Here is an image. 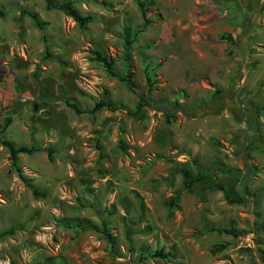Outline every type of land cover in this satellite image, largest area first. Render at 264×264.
<instances>
[{
	"label": "rangeland",
	"instance_id": "obj_1",
	"mask_svg": "<svg viewBox=\"0 0 264 264\" xmlns=\"http://www.w3.org/2000/svg\"><path fill=\"white\" fill-rule=\"evenodd\" d=\"M69 1L92 21L0 0V138L38 148L17 156L25 183L0 145V264H264V0ZM125 39L136 84L149 63L151 97L197 117L126 114L136 96L93 59L123 74ZM215 88L225 93L208 109ZM97 101L112 109L66 105ZM235 147L254 167L244 202L182 186L183 162L239 168Z\"/></svg>",
	"mask_w": 264,
	"mask_h": 264
},
{
	"label": "trees",
	"instance_id": "obj_2",
	"mask_svg": "<svg viewBox=\"0 0 264 264\" xmlns=\"http://www.w3.org/2000/svg\"><path fill=\"white\" fill-rule=\"evenodd\" d=\"M46 6L56 7L57 5L63 9L68 16H70L78 25H84L92 21L93 17L91 14H81L69 0L63 1L60 4H56L54 0H44ZM141 11L142 17V27L149 23V19L145 15V10L142 9V3L138 4ZM27 15L33 20L36 26H39L40 23L35 17L34 14L27 12ZM131 43V40L125 39L124 45V54H123V62H124V73L118 75L112 68L110 61L105 57L99 54L97 51H93V59L100 62L108 75L117 77L119 80L124 82L126 87L134 93L136 96V102L134 103L131 110H128L126 114L136 120L142 119L146 116L149 111H157L163 116L165 121L174 120L177 115H181L188 118L197 117L199 115L196 107L186 106L184 102L179 100L177 97L173 98L170 103H159L156 102L151 97V92L154 89V82L151 79L149 74V63H145L143 67L144 73V84L142 87H139L133 79V74L130 71L129 63L130 57L128 54V46ZM224 90L220 88H215L209 98L208 103L206 104V108L211 109L212 106L219 100L220 95H224ZM230 95V94H229ZM66 105L71 107L75 112H88L93 113L97 109L101 107H106L108 109H112V105L108 101H97L88 109H80L74 103L66 102ZM0 145H2L7 153L8 159L10 161V165L15 171L16 175L25 183L27 180L21 173V168L18 165L17 156L20 153L30 154L31 152L37 150L34 145H15L13 142L6 138H0ZM46 153L49 155L51 153V149L49 147L44 148ZM232 153L238 159L240 163V167H231L225 165L222 161L218 159H213L205 168H198L194 173L189 167L187 162H183L179 166V171L181 174V183L185 189H190L195 183L199 181H203L202 189L203 190H217L220 191L224 196L228 203H242L244 202V196L240 193L238 186L242 183L247 182L251 176L253 175V166L249 163L248 157L246 153L238 147L233 148ZM195 162V158L192 159ZM218 170L225 174L223 178L216 179L212 178L210 173L212 170ZM34 193H37L36 190L33 189ZM261 227L264 229V219L261 222ZM217 231H223L226 233L233 234L232 230L229 228L218 227L215 228ZM105 237L109 243H111V237L109 234H105ZM169 252H162L160 249L155 250L152 255L158 256L161 258L166 257ZM140 259L143 258L142 254L139 256Z\"/></svg>",
	"mask_w": 264,
	"mask_h": 264
}]
</instances>
